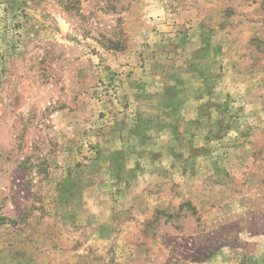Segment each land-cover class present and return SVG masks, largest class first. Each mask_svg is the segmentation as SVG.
I'll return each instance as SVG.
<instances>
[{
  "label": "rangeland",
  "instance_id": "obj_1",
  "mask_svg": "<svg viewBox=\"0 0 264 264\" xmlns=\"http://www.w3.org/2000/svg\"><path fill=\"white\" fill-rule=\"evenodd\" d=\"M0 264H264V0H0Z\"/></svg>",
  "mask_w": 264,
  "mask_h": 264
}]
</instances>
